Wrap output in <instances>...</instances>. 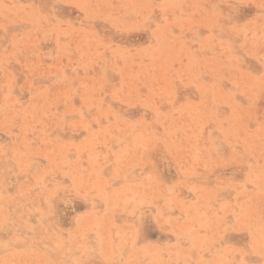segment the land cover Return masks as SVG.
<instances>
[{"label":"rangeland","instance_id":"374dc122","mask_svg":"<svg viewBox=\"0 0 264 264\" xmlns=\"http://www.w3.org/2000/svg\"><path fill=\"white\" fill-rule=\"evenodd\" d=\"M0 264H264V0H0Z\"/></svg>","mask_w":264,"mask_h":264}]
</instances>
